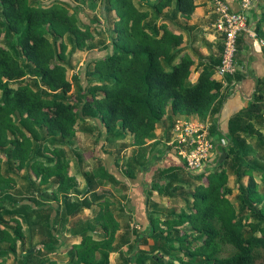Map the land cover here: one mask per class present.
Segmentation results:
<instances>
[{
    "label": "trees",
    "instance_id": "obj_1",
    "mask_svg": "<svg viewBox=\"0 0 264 264\" xmlns=\"http://www.w3.org/2000/svg\"><path fill=\"white\" fill-rule=\"evenodd\" d=\"M148 1L106 0L112 50L88 62L87 84L74 91L69 55L87 50L102 32L82 25L69 1L0 0V264H110L124 229L117 213L124 217L127 210H115L120 203L112 195H96V179L127 186L103 167L87 179L85 192L98 208L94 222L99 233L85 231L75 243L59 248L50 230L49 241L33 247L35 229L45 223L50 229L52 211L34 196L33 204L21 205L11 193L18 188L19 174L29 171L38 183L28 175V192L38 184L56 198L65 194L56 218L66 222L82 214L83 203L71 195L79 183L70 174L65 148L81 123L98 119L107 143L129 142L138 148L125 171L135 179L136 170L146 167V153L152 152L146 148L148 140L166 118L173 127L179 115L217 118L216 104L225 87L214 75L221 60L217 68L204 66L197 81L188 84L195 60L183 47L186 29L180 21L193 18L195 0ZM259 8L264 18V0ZM227 82L232 84L233 77ZM256 89L250 105L230 119L224 136L216 120L210 124L211 142L218 145L219 136L228 148H219L213 171L193 174L175 167L156 172L147 201L157 206L167 197L179 208L150 217L144 240L154 242L151 250H136L125 264H254L257 251H264V167L255 159L264 158V138L257 130L264 125V78ZM231 177L237 180L238 204L228 187ZM4 244L7 250L1 249ZM222 244L236 253L221 256ZM67 252L68 262L45 259Z\"/></svg>",
    "mask_w": 264,
    "mask_h": 264
},
{
    "label": "rangeland",
    "instance_id": "obj_2",
    "mask_svg": "<svg viewBox=\"0 0 264 264\" xmlns=\"http://www.w3.org/2000/svg\"><path fill=\"white\" fill-rule=\"evenodd\" d=\"M69 1L72 3L74 7H76V12L78 17L80 18V23L82 25H92L94 28H96L101 33V36H97L96 40L93 42H89L88 49L85 51L80 50H74V53L69 55V72L68 77L73 82L74 85V91L78 90L80 87L86 86V78H85V69L88 64V62L103 57L105 54H107L109 51L112 50V45L110 42V32H108L109 26L106 20V0H64ZM136 3H139L141 0H135ZM145 1V0H142ZM148 1V0H147ZM150 2H154L155 0H149ZM148 1V3H149ZM113 16V14H111ZM261 37L264 39V30L261 32ZM71 52V51H70ZM73 52V51H72ZM74 77L79 78V82L74 80ZM192 84V83H188ZM212 120V118H211ZM211 122V121H210ZM209 122V123H210ZM204 123V122H203ZM91 126V125H90ZM90 126L81 125L78 129L79 135H76L74 141L77 142V144L72 139L68 140L67 144L65 142V148L68 152V162L71 164V171L79 173V186L77 189V192H74L73 198L75 199L76 203H80L81 205L83 203L84 205V211L82 214L77 216L76 218H69L66 222L57 217V210L60 206L58 198L55 197V194H53L51 191L47 190V187H41L38 184H36V187L33 191H35V194L32 192H28V182L27 177L28 175L31 176L32 181H37L36 177L33 173H30L29 171H24L19 174L20 180L18 188L11 193L16 196L18 203L21 205H25V203L30 204L33 202L30 200L33 198L36 199L37 202H39L43 208L46 210L52 211V221L50 223V229L47 228V224H44V227L39 226V228L35 229V235H34V242L33 247H43L42 245L44 243H47L49 241V230L54 235V240H52V243L56 245L57 248L61 247L66 242L69 244L75 243L77 240H79V237L81 234L85 231H90V233L98 232L99 233V227L95 224L93 220V215L97 209L95 205L91 203L90 197L85 198V192L87 191L86 187V174L87 173H93L96 170H100V167L103 165V160L100 158L102 154L104 153L106 156L109 155V151L105 150L104 146L102 148V142L101 137L102 133L100 130H93ZM93 127V126H92ZM173 130V125L171 127ZM170 131V133L172 132ZM257 130L261 131L264 138V125L262 124V127L257 126ZM172 134V133H171ZM173 135V134H172ZM79 142V143H78ZM128 144H122L115 146L114 155H115V161H116V169L114 168V171L116 173H120L122 176H124V173L127 169L126 165L129 161L130 157L133 154V150H129ZM228 148L226 147V150ZM103 152V153H101ZM92 155H94V158H90ZM264 156V151L262 152ZM217 153L212 154V160L217 161L218 158ZM144 156H141L140 162H142ZM86 158V159H85ZM94 159H97L95 161ZM124 160V163L121 165L120 161ZM145 159V158H144ZM257 162L264 167V158H260L259 156L257 158ZM156 157H154L153 154L150 155V158L148 160L146 159V167L142 170H136L137 172H147L148 170H151L153 167L156 166ZM119 163V164H118ZM84 171V172H83ZM207 171H213V167L209 166ZM197 174V173H195ZM92 175V174H91ZM236 178L231 177L229 186L231 189H234V196H233V202L238 204V200L236 196L238 195V189L236 186ZM38 183V181H37ZM101 184V183H100ZM261 189H264V187L261 186ZM164 187V185H162ZM86 187V188H85ZM109 183L108 185H102L96 188V195L102 194V193H111L113 196H117L120 199L126 201L129 197L124 191L120 188L113 189ZM45 190L47 192H45ZM33 194V195H32ZM154 199L157 200L158 196L153 194ZM176 196V195H174ZM146 198V197H144ZM165 198V197H164ZM57 199V200H56ZM154 200H150L149 211L146 206V215H161V214H167L172 211H176L179 208V204L177 205L174 200L171 201L167 197L165 200H163L161 204L157 206H153L152 202ZM165 201V202H164ZM177 205V206H176ZM20 206V205H19ZM34 207H37L34 205ZM120 207H115V210H118ZM118 216H120L119 220L121 221L122 226L124 229L121 230L119 233V236H117V241L114 243L112 252L109 255V261L110 264H125L130 258H132L133 253L138 250L137 253L140 251H146L148 252L151 250L154 242L152 240H144L145 235L149 233V227L148 223H144L142 221H136L130 214L123 215L121 213H117ZM36 222H38V219H35ZM46 225V226H45ZM46 227V228H45ZM28 229H26V233L28 234ZM139 242V245H138ZM135 245H138V248L135 247ZM223 252L221 256H231L236 253V250L231 247L228 244H222ZM1 249L7 250L8 244H4L1 246ZM71 252H67L65 254H52L50 256L45 257V259H57L61 262H68L70 258ZM100 260V258H99ZM130 263V262H129ZM7 264H16L14 260H9ZM254 264H264V251L259 250L256 253V261Z\"/></svg>",
    "mask_w": 264,
    "mask_h": 264
},
{
    "label": "crops",
    "instance_id": "obj_3",
    "mask_svg": "<svg viewBox=\"0 0 264 264\" xmlns=\"http://www.w3.org/2000/svg\"><path fill=\"white\" fill-rule=\"evenodd\" d=\"M232 9L235 11L239 10V4L237 0H225ZM196 2V11L193 18L190 21L181 20V24L185 27L186 31L184 33V45L185 51L187 54L192 56L195 60V65L192 70V75L190 77V83H195L197 78L199 77V73L203 70L204 66L213 65L216 68L218 67V60H221L223 54V37L217 32L214 28L216 22V16L214 14L213 5L211 0H195ZM260 22L264 23V18L262 16V11L259 8V0L256 3V6L253 12L249 16V27L254 31L253 34L257 36V38H253L250 34L246 33L242 35L238 40V55L236 57V63L238 66V71L236 75L233 77L232 84L227 82V86L223 89V97L222 100L218 101L216 104L217 107L220 106V111L217 115V118L209 115L205 121H202L198 116H177L174 120L177 122L188 120V121H198L208 123L209 125L216 120L220 133L224 136L227 133L228 124L230 119L237 113L241 112L245 108H247L250 103L253 101L258 81L264 78V47L258 49L255 45L256 39H263L261 34L257 33V28ZM264 30V25H262L261 31ZM264 41V39H263ZM215 79H217L216 75ZM236 77H241L239 81L236 80ZM215 106V109L217 108ZM172 118V119H173ZM212 118V120H211ZM211 121V122H210ZM210 122V123H209ZM175 123V124H176ZM81 125L90 126L93 130H100L102 133L101 142L102 148L104 146L105 150L109 151V155L106 156L103 152L100 158L103 160L102 167L115 179L121 182V184L127 186L124 188L121 185H114L112 180L105 179L104 181L101 179H96V183L99 186L108 185V183L114 187L113 189L120 188L124 191V193H128L129 196L126 201L120 199L116 195L113 196L111 193H102L112 195L117 201H119L120 205L117 207H122L127 210L126 214H130L136 221H142L148 223V227L150 225V215H146L149 211L150 202L147 201V192L151 189V184L153 182V178L156 172L159 169H169V168H185L184 162L178 157V155L168 146L171 142L173 130L172 121L170 117L166 118L164 124L157 128V130L153 133L151 139L148 140L146 148L148 152L150 150L151 153L158 159L156 161V166L147 172H137V176L135 179L128 178L125 173L122 176L120 173H116L114 168L116 169V159L114 155L115 146L122 144H128L129 150L132 149L133 152L138 150V148L131 147L129 142L126 143H107L106 142V134L104 131V127L101 125L98 119H90L88 122L81 123ZM79 126V127H80ZM93 126V127H92ZM78 127V129H80ZM174 128V127H173ZM172 130V134L170 131ZM79 130H77L76 135H79ZM76 135L73 137L75 138ZM215 139L218 140L217 154H220L219 148H226L223 145V140L217 136ZM72 139L71 141H74ZM77 144V142H75ZM79 143V142H78ZM127 145V146H128ZM151 153H146V159L150 158ZM94 155L91 153L90 158H94ZM221 154L218 155L220 159ZM86 159V158H85ZM115 159V160H114ZM218 159V160H219ZM97 161V159H94ZM217 160V162H218ZM212 162H216L212 160ZM124 160L120 161L122 165ZM119 164V163H118ZM97 171V170H96ZM87 173V179L90 176H94L96 173ZM84 172V171H83ZM70 174L77 177L79 181V173H75L71 171ZM92 174V175H91ZM80 182V181H79ZM101 183V184H100ZM80 184V183H79ZM87 186V185H86ZM86 188V187H85ZM65 194H60L58 196V201L60 206H63V197ZM71 195H74L72 193ZM86 195L85 198L87 199ZM92 197V196H91ZM90 197L91 203L92 198ZM146 197V198H144ZM155 202H152V204ZM94 205V204H93ZM96 206V205H95ZM146 206L148 211L146 212ZM154 206V205H153ZM97 207V206H96ZM98 208L96 209V211ZM95 211V212H96ZM95 214V213H94ZM94 220V215H93ZM138 221V222H139ZM121 232V231H120ZM119 232V233H120Z\"/></svg>",
    "mask_w": 264,
    "mask_h": 264
},
{
    "label": "built area",
    "instance_id": "obj_4",
    "mask_svg": "<svg viewBox=\"0 0 264 264\" xmlns=\"http://www.w3.org/2000/svg\"><path fill=\"white\" fill-rule=\"evenodd\" d=\"M237 1L239 10L235 11L225 0H211L216 16L214 28L223 37V54L216 77L224 87L227 86V77H234L238 71L236 57L239 38L245 33L257 38L249 27V16L258 0ZM254 41L258 49L264 47L263 39ZM172 137L168 146L184 162L187 171L201 174L206 172L209 166L217 165V161L212 162V154L218 149L209 139L208 123L188 120L177 122Z\"/></svg>",
    "mask_w": 264,
    "mask_h": 264
}]
</instances>
